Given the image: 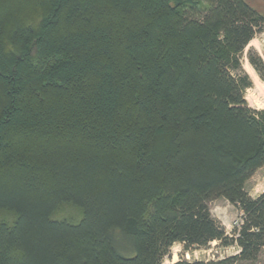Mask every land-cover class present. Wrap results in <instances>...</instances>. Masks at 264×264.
I'll use <instances>...</instances> for the list:
<instances>
[{
    "label": "trees",
    "instance_id": "1",
    "mask_svg": "<svg viewBox=\"0 0 264 264\" xmlns=\"http://www.w3.org/2000/svg\"><path fill=\"white\" fill-rule=\"evenodd\" d=\"M263 29L246 0H0V264H164L215 242L239 254L175 264L258 261L264 111L242 56ZM218 199L242 211L231 235Z\"/></svg>",
    "mask_w": 264,
    "mask_h": 264
},
{
    "label": "rangeland",
    "instance_id": "2",
    "mask_svg": "<svg viewBox=\"0 0 264 264\" xmlns=\"http://www.w3.org/2000/svg\"><path fill=\"white\" fill-rule=\"evenodd\" d=\"M186 1V0H182ZM253 8L264 15V0H246ZM175 3V0H172ZM203 5L205 0H201ZM249 52L258 55L264 61V29L257 34L256 38L246 48L242 56V66L245 74L249 77L251 85L245 92V99L249 107L253 110L264 111V80L258 72L253 68L248 59ZM264 73V72H263ZM246 191L253 199H257L264 194V168L259 170L246 186ZM210 210L213 217L223 226L226 233L231 235L237 224L241 222L242 211L239 206L230 204L225 199H218L212 202ZM60 218H69L77 221L80 213L73 209H67L58 215ZM238 246L224 247L220 243L215 242L205 248H193L185 250L183 245H175L170 255L164 260V264H175L179 261L187 262H211L221 261L239 254ZM239 264H264V251L258 261L254 263Z\"/></svg>",
    "mask_w": 264,
    "mask_h": 264
}]
</instances>
